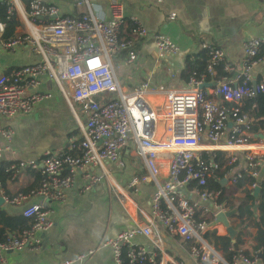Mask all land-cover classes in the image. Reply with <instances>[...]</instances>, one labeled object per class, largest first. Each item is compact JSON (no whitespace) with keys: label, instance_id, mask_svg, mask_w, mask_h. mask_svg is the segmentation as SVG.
<instances>
[{"label":"built area","instance_id":"2783aa9c","mask_svg":"<svg viewBox=\"0 0 264 264\" xmlns=\"http://www.w3.org/2000/svg\"><path fill=\"white\" fill-rule=\"evenodd\" d=\"M93 1L72 0L83 5L80 15L74 16L60 13L58 6L42 0H0L5 12V21L0 20V52L28 48L36 59L9 72L0 67V116L12 118L34 111L49 96L36 89L42 77L57 84L70 106L80 105L86 113L80 124L82 136L76 143L70 141L59 151L46 150L35 160L17 158L11 147V129L0 130L4 138L0 159L20 161L43 175L39 188L30 195L35 201L20 212L31 217L33 225L20 237L0 241V264H7V252L26 245L32 250L39 248V235L51 227L47 205L64 201L78 179L82 193L104 180L123 194L114 174L124 168L125 150L130 145L142 158L146 172L131 176L127 186L154 183L151 212L142 223L102 242L111 248L117 264H121L123 248L129 264L154 262L156 250H162L163 235L184 242L194 264L259 263L258 257L235 250L232 242L223 258L202 235L217 228L209 225L216 213L229 210L220 200L221 191L209 184V176L251 190L264 175V123L257 115L264 104L260 110L250 109L242 115L237 110L244 98L263 95L264 83L255 81L253 71L264 66V34L244 41L239 66L230 62L220 46L203 41L199 48L209 63L203 71H192L180 80L181 68L170 64L187 52L169 34L150 33L139 18L132 17L134 36L122 38L124 2L105 0L106 13L97 10L94 14ZM7 22L16 23V36L4 38ZM136 36L145 38L155 61L167 62L160 66L166 81L157 82L151 72L143 71L145 51L135 46ZM167 81L178 83L169 85ZM204 83L210 84V89L202 88ZM228 120L233 126L227 131ZM253 138H260V142L252 144ZM254 145L260 149H253ZM72 150L78 154L68 152ZM193 155V161L189 160ZM203 157L206 162L200 160ZM188 186L191 190L187 194ZM24 197L9 200L2 195L9 203ZM118 198L124 202L126 196ZM139 235L149 239L152 249L134 241ZM90 254L83 251L59 264H83Z\"/></svg>","mask_w":264,"mask_h":264},{"label":"crops","instance_id":"0c3cea01","mask_svg":"<svg viewBox=\"0 0 264 264\" xmlns=\"http://www.w3.org/2000/svg\"><path fill=\"white\" fill-rule=\"evenodd\" d=\"M122 1L124 2L122 38L134 36V31L129 26H131V18L137 17L150 33L159 31L169 34L186 52L196 49L203 41L218 45L224 50L230 62L238 66L244 41L264 34V0ZM42 2L46 5L58 6L60 13H70L74 16H79L83 8V5L73 4L72 0H42ZM92 3L95 4L94 14L97 10L101 14L106 13L105 0H95ZM170 14H174V17L170 18ZM134 41L139 42L138 47L144 48L145 51L142 56L143 71L151 72L157 82L166 81L164 69L160 66L167 62L154 60L144 37L136 36ZM35 60L28 48H22L15 53L0 52V67L4 72ZM182 64L183 59L175 57L170 66L178 65L181 68ZM253 72L255 81L263 82L264 66H257ZM167 83L172 85L178 82L167 81ZM36 89L49 96L40 101L34 111L29 114H18L12 118L0 116V130L11 129L13 134L11 147L14 155L21 160L38 159L46 150H62L70 141L76 142L82 136L80 124L84 122L86 113L81 106L77 104L70 106L61 95L57 84L45 77L41 78ZM261 91L264 94V89ZM75 105L77 108L74 107ZM257 115L264 123V110H260ZM230 119L233 120V118ZM232 126L233 123L228 120L226 130H230ZM251 140L252 144L260 142V138ZM3 144L4 138L0 133V146ZM253 149H260V146L254 145ZM125 153L124 168L114 174L123 194L111 189L109 183L104 180L98 182L91 190L82 193L78 190L80 186V179H78L76 186L69 190L64 201H53L47 205L51 227L39 235V248L32 250L26 245L20 250L7 252L6 263L59 264L76 257L80 252L91 251L83 264H117L111 248L102 246V242L121 230L142 223L144 216L150 215L154 184L150 182L136 188L127 186L131 176L145 173L146 168L142 158L135 154L133 145L127 147ZM93 171L99 172L98 169ZM26 173L19 172L15 181H7L6 191L9 195H14L33 182L32 174ZM224 186H226L227 195L234 189L232 191L237 207L242 200L240 192L244 189L250 190L228 184L222 185ZM190 190L191 186L185 189L187 194ZM251 190L254 191V189ZM2 195L3 192L0 190V197ZM119 195L126 196L124 202L118 198ZM35 199V196L26 195L15 203L3 200L0 206L9 216H17L21 215L22 208L34 202ZM206 206L210 208V203L208 202ZM258 214L256 211L252 215H247L244 218V224H241L237 213L230 217L231 224L238 230L236 237L247 244L256 243V227L251 223V218L258 217ZM212 231H215V235L205 240L215 252L226 258L228 243H222L218 239V235L226 234L223 227L217 225V228L207 232ZM134 241L152 249L149 239L145 236L139 235ZM156 252L160 257V264L167 262L194 264L185 243L179 238L172 239L163 235L162 250L157 249Z\"/></svg>","mask_w":264,"mask_h":264},{"label":"trees","instance_id":"16d2710c","mask_svg":"<svg viewBox=\"0 0 264 264\" xmlns=\"http://www.w3.org/2000/svg\"><path fill=\"white\" fill-rule=\"evenodd\" d=\"M0 20L5 21V12L0 6ZM16 23L7 22L6 32L4 34V38L14 37L17 34L14 33V28ZM130 29H133V26H129ZM127 39H132L131 37L126 36ZM135 46L137 47L139 42L134 41ZM209 63V57L206 53L199 47L196 49L187 51L186 55L183 57V64L181 65V69L178 74V78L181 80L186 78V76L192 71H203L204 67ZM217 69V68H216ZM218 71V70H217ZM264 83V79L263 82ZM264 104V94L259 98H244L242 101V105L237 108L238 114L242 115L249 111L250 109L260 110V105ZM77 142V141H76ZM75 142V143H76ZM63 149V148H62ZM74 155L78 154L77 150L68 151ZM11 164H14L13 167H10ZM19 172H30L34 179L33 182L27 186L26 188H22L18 190L14 195H9L6 191V183L7 181H15ZM27 174V173H26ZM43 180L42 172L38 169L32 170L24 167V165L17 161L15 163H9L8 160L3 159L0 161V190L3 192V195L7 197L9 200L16 198L19 195H31L35 192L41 182ZM209 184L214 189H219L221 191L220 200L225 201L228 205L229 210H231L235 204V198L233 196L234 189L231 190L229 195H227L225 191V187H222L217 180H214L211 176L208 177ZM251 181V179H248ZM259 193L255 197L252 190L244 189L241 191L242 200L238 203L237 214L241 221V224H244V218L248 215L254 214L258 211V217L251 218L253 226L256 227L255 232V240L256 243H245L240 238H235L232 242L227 234L218 235V239L222 243H230L232 242L233 248L235 250H241L248 257H258L260 262L264 264V176L259 181ZM254 212V213H253ZM33 225V219L31 217H24L22 215L17 216H9L0 206V241H4L9 237H20L22 233L26 230H29ZM215 231L206 232L202 236L206 240L209 239L210 236H214ZM121 264H129L126 258V251L123 248L120 255ZM147 264H160V257L158 255L155 257L154 262ZM166 264H170L167 262Z\"/></svg>","mask_w":264,"mask_h":264},{"label":"water","instance_id":"95a60500","mask_svg":"<svg viewBox=\"0 0 264 264\" xmlns=\"http://www.w3.org/2000/svg\"><path fill=\"white\" fill-rule=\"evenodd\" d=\"M210 86L211 85L207 84V83H204V84L201 85L202 88L210 87ZM219 183L221 185H225L226 184V180L225 179H221L219 181ZM258 192H259V186H257L254 189V191H253L254 196H256ZM2 202H3V198L0 197V204ZM236 213H237V205L235 206V208H233V209H231L229 211L218 212V213H216L214 219L209 222V225L211 227L217 226V225H221L223 227L225 233L227 234V236L230 238V240L234 241V239L236 238L238 230L236 228H234L233 225L231 224L230 217H232Z\"/></svg>","mask_w":264,"mask_h":264},{"label":"bare ground","instance_id":"6f19581e","mask_svg":"<svg viewBox=\"0 0 264 264\" xmlns=\"http://www.w3.org/2000/svg\"><path fill=\"white\" fill-rule=\"evenodd\" d=\"M205 148H207V146L202 147L200 150L205 149ZM195 156L196 155H193L189 160L193 161V159H194ZM200 160L203 161V162H206L207 161V159L205 157L201 158Z\"/></svg>","mask_w":264,"mask_h":264},{"label":"rangeland","instance_id":"374dc122","mask_svg":"<svg viewBox=\"0 0 264 264\" xmlns=\"http://www.w3.org/2000/svg\"><path fill=\"white\" fill-rule=\"evenodd\" d=\"M74 107H75V108H77V106H76V105H75ZM203 143H204V142H203ZM44 152H45V151H44ZM44 152H43V153H44Z\"/></svg>","mask_w":264,"mask_h":264}]
</instances>
